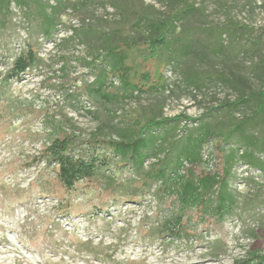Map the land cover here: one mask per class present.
<instances>
[{
    "label": "rangeland",
    "instance_id": "374dc122",
    "mask_svg": "<svg viewBox=\"0 0 264 264\" xmlns=\"http://www.w3.org/2000/svg\"><path fill=\"white\" fill-rule=\"evenodd\" d=\"M40 1L59 8L60 25L52 39L38 36L43 61L39 68L20 78L7 77L28 40L27 21L19 9H12L11 38L0 35V264H233L251 248L264 252V173L259 170L235 167L231 187L238 207L233 216L209 232L203 229L201 240L192 242L148 232V223L159 210L153 192L139 204H129L115 202L110 193L86 181L69 191L41 160L46 146L66 132L88 139L99 126L88 111L100 113L101 121L113 127L152 115L199 118L236 98L231 89L213 80L216 73L243 77L253 88H262L263 80L253 67L264 56V0H184L203 14L180 20L178 31L233 25L235 35L224 39L235 55L207 63L183 60L181 67L165 70L148 56L147 30L136 20L144 11L168 16L172 12L168 5L158 0H91L80 7L81 0ZM113 30L120 44H128L123 46L128 64L137 73L163 71L167 88L127 100L115 107L120 118L112 120L83 96L68 95H77L94 80L84 61L100 50L99 33ZM254 42L260 44L258 52L251 48ZM187 69L211 73L195 88L184 80ZM246 113L220 111L218 116L241 119ZM192 126L180 124L181 130ZM218 147L213 141L205 148L206 164L199 171L221 168Z\"/></svg>",
    "mask_w": 264,
    "mask_h": 264
},
{
    "label": "trees",
    "instance_id": "16d2710c",
    "mask_svg": "<svg viewBox=\"0 0 264 264\" xmlns=\"http://www.w3.org/2000/svg\"><path fill=\"white\" fill-rule=\"evenodd\" d=\"M90 1L81 0L80 7H86ZM158 1L168 5L171 14L163 17L144 11L139 12L136 20L137 26L147 30L148 56L155 60L157 67L162 70L181 67L183 60L207 63L219 58L225 61L230 54L235 55L224 36L233 37L236 27L197 26L179 32L180 20L203 14L202 10L184 0ZM59 5L64 4L59 1ZM13 6L27 21L28 40L8 70L9 79L20 78L41 66L38 36L52 39L60 25L59 8L49 3L0 0V35L6 40L15 32ZM115 32L99 33L100 50L92 53L91 61H84L94 80L77 95H68L71 98L83 96L112 120L120 118L115 107L127 100L167 88L163 71L137 73L128 64L129 55L123 48L128 44H120ZM252 44L251 48L258 52L259 42ZM253 68L264 83V56L257 59ZM209 73L187 69L183 76L188 85L199 88ZM213 80L231 89L236 98L210 108L199 118L152 115L145 121L120 123L122 127L108 125L97 116L100 113L94 115L88 111L99 121L88 139L66 132L46 146L41 160L46 167L54 169L57 181L69 191L86 181L110 193L115 202L129 204H139L145 195L153 192L159 210L149 221L148 232L171 241L197 242L203 236V229L211 231L212 226L233 216L238 207L231 187L235 167L245 165L264 173L261 159L264 155V85L256 89L247 79L225 73H216ZM243 109L247 113L241 119L218 116L220 111L233 113ZM183 121L193 126L181 130ZM107 129L111 130L109 134ZM213 141L219 143L222 166L216 171H199L206 164L204 150ZM233 264H264V252L251 248Z\"/></svg>",
    "mask_w": 264,
    "mask_h": 264
}]
</instances>
